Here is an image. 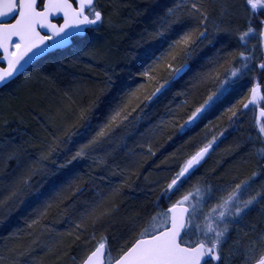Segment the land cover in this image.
I'll return each instance as SVG.
<instances>
[{"label": "snow or ice", "instance_id": "1", "mask_svg": "<svg viewBox=\"0 0 264 264\" xmlns=\"http://www.w3.org/2000/svg\"><path fill=\"white\" fill-rule=\"evenodd\" d=\"M159 7L165 10L148 33L149 46L138 45L143 50L135 54L143 83L117 85L116 66L109 65L103 86L74 82L64 90L66 102L44 126L38 155L22 144L0 145V171L16 166L0 192V224L38 201L26 228L10 234L17 243L6 247L0 264H15L24 238H31L24 250L30 252L40 235L53 232L59 239L45 247L54 252L71 238L80 248L73 264H264V0ZM56 16L62 22H53ZM111 24L97 0H0V89L54 51L73 62L95 58L101 53L90 33ZM180 81L184 86L173 93ZM113 89L118 98L105 100ZM169 94L163 110L153 112ZM225 103L217 121L226 118V126L209 120L201 138L190 135ZM229 128L239 134L229 155L239 159L224 175L217 168L201 173ZM177 136L187 139L162 162L165 174L144 177L155 198L122 212L124 189L134 183L129 174L138 178L158 142ZM120 153L127 159L115 165L120 183L101 186L104 177L93 165L107 167ZM80 161L92 162L89 171L75 169ZM50 216L67 224L64 232L49 225Z\"/></svg>", "mask_w": 264, "mask_h": 264}, {"label": "rangeland", "instance_id": "2", "mask_svg": "<svg viewBox=\"0 0 264 264\" xmlns=\"http://www.w3.org/2000/svg\"><path fill=\"white\" fill-rule=\"evenodd\" d=\"M130 1L131 5L129 7H124L125 2ZM175 0H108L105 2V5H102L106 17L107 16H113L116 13H121L122 11L126 12H131L136 13L138 10L137 7L139 6H145L146 11L141 13V16L139 19L141 21H147L140 23L141 27L138 29V32L140 35H138L136 40H134L131 43L130 48L127 50L125 48H122V42L123 44L127 40L128 35L124 33V31L120 30L116 36L112 40H107L108 42L110 41L111 43H107L103 46L100 45V55H97L95 58H91L88 56H83L80 59L85 60L87 62H91L95 67L97 68V72L99 73L98 79H96V85L103 86L102 82L105 79V70L111 71L109 68V65H115L116 66V76L115 79L117 81V85H128L131 83V79L139 78V81L134 83L133 88H135L138 84L143 83V78L140 77L137 73L139 70H142L140 65L138 64L137 60L135 59V54L141 52L143 50L142 47L138 45H142L143 47L149 46L145 41H148V33L153 31L155 25L154 21L157 18V14H162V12L165 10L162 7H159L160 5H168L171 6ZM133 3V4H132ZM157 8V9H156ZM114 9H117V11L114 12ZM136 22V21H135ZM134 22V23H135ZM132 23V24H134ZM146 23V24H145ZM137 24V22L135 23ZM134 24V25H135ZM139 24V23H138ZM111 26L105 25L104 27L106 29L112 28ZM100 31V29L98 30ZM97 31V32H98ZM135 36V35H134ZM126 37V38H125ZM97 38V36H96ZM96 38L94 40H96ZM100 38V37H99ZM223 41L225 43L228 42V37H222ZM98 44V43H97ZM102 44V43H101ZM151 44L153 46H158V43L155 41H152ZM219 46V45H218ZM109 54H112V57H108ZM52 64L56 63L55 59L51 61ZM50 62V63H51ZM73 62V60L71 61ZM139 66L138 71L134 69V67ZM89 65L86 66V71H88ZM60 69V65L58 67ZM47 69H45L46 71ZM43 71V73L45 72ZM45 72L44 74H46ZM35 78L32 79L33 84H36L34 81L38 80V74L36 73ZM37 77V78H36ZM188 77H185V80H187ZM184 86V81H180L173 89V93L176 90H179L182 88L181 86ZM115 89L111 90L107 96H112L115 97ZM106 96V97H107ZM172 98V94H169V96L165 99H163L162 103L159 105H156V109L153 110V112L159 110H163V104H166L168 100ZM112 101V100H111ZM179 101L177 100V103ZM227 103H225L223 106L218 107L215 109L211 114L208 115L206 119H204L197 128L194 129L190 135L195 136L197 133H200L201 138L203 136L202 129L204 128V125L208 123L209 120H212L217 123H224L226 126V118L224 121H217V117L221 115V113L225 110L227 107ZM61 107L57 106L55 108L56 110ZM103 109V108H102ZM154 109V108H153ZM54 112V113H55ZM53 113V114H54ZM252 113H248L249 119L251 118ZM46 124H48L46 122ZM22 125V124H19ZM248 126V122H246V127ZM19 128L16 125L11 124V122H6L2 124V131L0 132V145H8L10 142L13 144H22L29 153L32 155H38V146L40 145H35V143H41L40 141V132L37 133L36 135L33 133L32 135L26 134L24 131L20 135L22 137V140L19 138H16L17 135L13 137V134H16L17 130ZM10 134V136H8ZM29 135V137H28ZM239 134L236 132H230L227 134L224 139L218 143V147H216L215 151L212 153V155L208 158L207 162L205 163L204 167L200 169L201 173L209 172L213 168H217V175H224L227 173L231 167V165L234 163V159H239V157H234L233 155H229V151L231 147L234 145V142ZM6 138V139H5ZM26 138V139H25ZM187 137H173L172 140H167L166 138H162L158 144L156 145V156L146 158L145 160L141 161V166L137 168V171L139 170L140 176L137 178L136 181L134 180V183H132L131 188H125L124 189V198L125 200H134L138 199L140 197H143L145 195H151L152 199L155 198V195L152 191H150V186L149 184L145 181L144 177L146 175L149 176V179H156L157 176H163L165 173L161 171L165 167V163H162L165 161V158L168 157L177 147L180 146L181 143H183L184 140H186ZM38 140V141H36ZM137 151H140V149H137ZM123 154V153H121ZM124 155V154H123ZM123 158V157H122ZM127 162V159L124 158L123 161L121 160L120 163H117L120 165V167H124L125 163ZM219 162V165H218ZM114 163V162H113ZM91 161H80V162H75L74 167L76 170H83L86 169V171H89V165H91ZM94 166V165H93ZM114 165L110 164V166L107 167H100L104 169L102 174H100L101 177H105L103 179L104 181V186L106 187L108 183H111L112 185H117L121 181L122 177L120 175H114L111 172L116 170ZM15 162H11L10 166L7 169H3L0 171V192L3 191L4 185H6L12 176L13 169H15ZM109 172H108V171ZM151 174V175H149ZM95 175L98 177V175L95 173ZM131 176V174H129ZM99 178V177H98ZM225 179H227V175L224 176ZM38 179V178H37ZM99 180V179H98ZM119 181V182H117ZM52 183V180H49V183L44 184V186L41 188V191L44 192L47 188L49 189L50 185ZM46 190V191H47ZM145 190V191H144ZM38 201H36L34 198L29 202L30 206L25 205L22 206L21 210L17 213H14L12 217H10L7 221H5L3 224H0V255H7L6 248L7 247H12L14 246L17 242L9 239L10 234L22 224L24 226V223H22L29 213L32 211L34 207H36ZM31 239V238H30ZM59 239L56 238L54 239L55 241ZM30 243V240L28 242L27 238H24L21 242L22 243ZM27 241V242H26ZM42 241V240H41ZM54 243V242H52ZM64 243L67 244V251H59L55 250L54 252H47L52 256L53 258V263L52 264H73V258L74 257H79L80 255V248L77 247L75 244H72L71 238L64 237L63 241L60 245H64ZM40 246L34 249V251H31V253H27L24 255H17V257L13 256L12 260L15 262V264H42V261H44V258L41 257L43 254V251L46 250V247L39 244ZM59 245V246H60ZM71 245V246H69ZM64 253V254H63ZM66 253V254H65ZM63 254V255H62ZM21 256V257H20ZM62 256V257H61ZM31 260V261H30ZM34 261V262H32ZM6 262V261H5ZM8 264V261L7 263Z\"/></svg>", "mask_w": 264, "mask_h": 264}, {"label": "trees", "instance_id": "3", "mask_svg": "<svg viewBox=\"0 0 264 264\" xmlns=\"http://www.w3.org/2000/svg\"><path fill=\"white\" fill-rule=\"evenodd\" d=\"M130 5L131 2L126 1L124 7H129ZM137 9L138 10H136L137 12L135 14L134 13L131 14V12H126L124 10L121 13H116L115 15H113L111 19H112V25L114 26H112V28L109 29L105 28L103 31H98L96 33L97 38L92 43H94L98 48L100 47V45L102 46L103 44L105 45L106 42L110 44L111 42L110 41L108 42L107 40H112L114 36H116V34H118L120 30H122L124 31V33H126V35H128V37L124 44L122 42L121 47L128 50L131 46V43L134 40H136L135 37L140 35L138 32V29L141 27L140 23L143 24V22H147L145 20L141 21L139 19L142 11L143 12L146 11L145 6H139L137 7ZM135 21L137 22V24H135L136 23ZM132 23H134L135 25ZM110 56L112 57V54L108 55V57ZM54 58L55 61L58 62L52 64V63H46L48 59H46L45 61L43 60L42 63L36 66L32 71H30L25 76L15 81L6 89L0 91V132L2 131L3 123L11 122V124L16 125L19 128L16 134H13V137L17 135L16 138L22 140V137L20 135L18 136V134L22 133L23 131L26 134L32 136L33 133L36 135L37 133L40 132V141H43V139L47 136V132L45 131V127H44L46 125V122L49 123V117L53 115V113L55 112V108L57 106H62V104L66 102L63 96V92L65 89L70 88L74 82H78L80 84L89 85V86H100V85H96V79H98L99 73L97 72V68L95 67V65H93L91 62L82 60L84 58L80 59L78 62H71L73 60V57L71 55H66V56L59 55V56H55ZM59 65H60V69H58ZM87 65H89L88 71H86ZM138 68H139L138 65L134 67L136 71H138ZM45 69L47 70L45 71ZM43 71L47 73L44 74L45 72L43 73ZM36 73L38 74L39 78L38 80L34 81L36 84H33L32 79L35 78L34 75ZM45 77H48L49 79H45ZM137 81H139V78H135L133 80L131 79V83L128 84V86L133 88L134 83ZM181 87H183V85ZM21 98H23V102ZM116 98H118L117 92L115 93V97L107 96L105 97V100L111 101ZM84 99L87 100V97L85 96ZM104 107L105 105L102 104L101 108ZM153 108L154 109H152V111L156 109V106H154ZM230 132H232L231 128H229L228 131L225 132L224 137ZM8 136H10V134ZM224 137H221L218 143H220L224 139ZM39 144L40 143H35V145H39ZM124 158H125L124 155L120 153L116 157L114 163H112V165H114L113 167H115L117 163H120L121 160L123 161ZM93 169H94V173H96L98 177H101L100 174H102L103 171H105L104 169L96 168L95 166H93ZM116 171L117 169L111 173L113 174ZM80 172L84 173L87 171L86 169H83L80 170ZM130 179L132 181L137 180L136 176L134 175H131ZM98 183H100L101 186H104L103 180H98ZM150 199H152L151 195H145L143 197L134 200L123 199L121 210L124 213L131 214L133 211L140 210L142 207L148 206L147 202ZM58 220H59L58 217L50 216L48 218V223L51 227H54L57 232H64L67 227V224L64 222H58ZM22 223H24V226H22V224L20 223L19 225H21V227H19L18 229L26 228L25 220ZM56 238L59 237L56 236L55 232L44 233L43 235H40L39 242L35 245H32L31 251H34V249L39 247L40 243L44 247L45 245L53 244L52 242H55L54 239ZM27 239L29 242L30 238ZM67 244L68 243H64V245L58 246L57 252L59 251L66 252ZM27 246L28 244L25 242L21 244V251H23L24 254L31 253V251L30 252L24 251L27 248ZM6 247L7 246H5V248ZM47 250L48 248L46 247V250L43 251V254L41 256L43 258L45 257L44 261H42V264L53 263V258L52 256L50 257L51 254H49ZM5 263H7V261Z\"/></svg>", "mask_w": 264, "mask_h": 264}, {"label": "flooded vegetation", "instance_id": "4", "mask_svg": "<svg viewBox=\"0 0 264 264\" xmlns=\"http://www.w3.org/2000/svg\"><path fill=\"white\" fill-rule=\"evenodd\" d=\"M106 1H108V0H97V2H98V4L99 5H105V2ZM52 20H53V22H56V21H59V22H62V17H60V16H57V17H54V18H52ZM105 29V27H102V28H100V31H103ZM96 33L97 32H95V33H90V35L91 36H94L95 38H96ZM59 55H61V56H66V55H70L69 53H67V52H63V51H54L52 54H50V55H48L47 57H42V58H40L39 59V61L38 62H34V65L35 66H32V65H29V69L30 70H28V71H25V73L23 74V75H21L18 79H20V78H22L23 76H25L27 73H29L30 71H32L36 66H38V65H40L41 63H42V61L44 60H46V59H48L47 61H46V63H50L51 61H53L55 58V56H59ZM58 62V61H57ZM52 63V62H51ZM18 79H16L15 81H17ZM14 81V82H15ZM14 82H12L11 84H13ZM10 84V85H11ZM9 85V86H10ZM8 86V87H9ZM7 88V87H6ZM6 88H3V89H0V91L1 90H4V89H6Z\"/></svg>", "mask_w": 264, "mask_h": 264}, {"label": "water", "instance_id": "5", "mask_svg": "<svg viewBox=\"0 0 264 264\" xmlns=\"http://www.w3.org/2000/svg\"><path fill=\"white\" fill-rule=\"evenodd\" d=\"M57 17V16H56ZM52 18H54V17H52Z\"/></svg>", "mask_w": 264, "mask_h": 264}]
</instances>
